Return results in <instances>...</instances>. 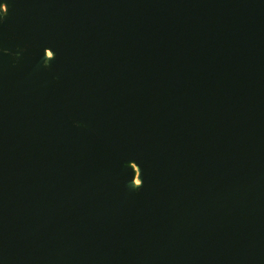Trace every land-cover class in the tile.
Masks as SVG:
<instances>
[{
    "label": "water",
    "instance_id": "obj_1",
    "mask_svg": "<svg viewBox=\"0 0 264 264\" xmlns=\"http://www.w3.org/2000/svg\"><path fill=\"white\" fill-rule=\"evenodd\" d=\"M3 2L0 264H264V0Z\"/></svg>",
    "mask_w": 264,
    "mask_h": 264
},
{
    "label": "bare ground",
    "instance_id": "obj_2",
    "mask_svg": "<svg viewBox=\"0 0 264 264\" xmlns=\"http://www.w3.org/2000/svg\"><path fill=\"white\" fill-rule=\"evenodd\" d=\"M3 4L7 7V4L5 2H3ZM49 52L52 53V58L54 57V53L49 49L46 50V57H47V59H52L48 54ZM128 164L133 168V170L135 172L134 184H135V187L138 188L141 185L140 171L134 162L131 161Z\"/></svg>",
    "mask_w": 264,
    "mask_h": 264
},
{
    "label": "snow or ice",
    "instance_id": "obj_3",
    "mask_svg": "<svg viewBox=\"0 0 264 264\" xmlns=\"http://www.w3.org/2000/svg\"><path fill=\"white\" fill-rule=\"evenodd\" d=\"M0 9H2V11H0V12H6L7 11V7L3 4V3H0ZM49 54V56L52 58V53L51 52H49L48 53ZM53 59V58H52ZM142 183V182H141ZM141 186V185H140Z\"/></svg>",
    "mask_w": 264,
    "mask_h": 264
},
{
    "label": "rangeland",
    "instance_id": "obj_4",
    "mask_svg": "<svg viewBox=\"0 0 264 264\" xmlns=\"http://www.w3.org/2000/svg\"><path fill=\"white\" fill-rule=\"evenodd\" d=\"M8 8V7H7ZM7 13V11L6 12H4V14H6Z\"/></svg>",
    "mask_w": 264,
    "mask_h": 264
}]
</instances>
